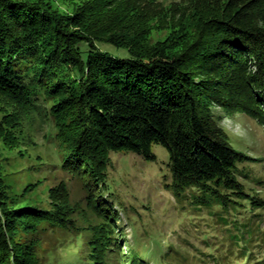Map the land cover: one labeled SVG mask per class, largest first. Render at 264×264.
<instances>
[{"label": "trees", "instance_id": "trees-1", "mask_svg": "<svg viewBox=\"0 0 264 264\" xmlns=\"http://www.w3.org/2000/svg\"><path fill=\"white\" fill-rule=\"evenodd\" d=\"M56 1L0 0V142L15 148L26 123L53 119L67 176L50 209L21 205L8 193L0 155V264H57L60 244L76 255L73 264H150L133 254L116 210L93 191L112 153L154 161L155 145L170 155L177 200L195 212L216 209L221 224L232 219L226 240L238 244L237 258L264 264L252 260L264 230L245 203L257 211L264 201L240 180L250 158L231 146L217 117L247 115L264 126V0L168 8L162 0H63L65 10ZM154 30L167 34L154 42ZM99 44L129 56L112 57ZM72 182L86 196L73 197Z\"/></svg>", "mask_w": 264, "mask_h": 264}, {"label": "rangeland", "instance_id": "rangeland-1", "mask_svg": "<svg viewBox=\"0 0 264 264\" xmlns=\"http://www.w3.org/2000/svg\"><path fill=\"white\" fill-rule=\"evenodd\" d=\"M179 2L181 0H162L166 8ZM56 4L60 9H66L63 0H57ZM166 34L167 30L163 33L154 30L150 38L157 42ZM98 46L115 58L129 56L126 50L112 45ZM217 117L219 126L229 136L231 146L250 158L240 168V180L253 190L251 196L264 201V126L247 115L230 116L219 111ZM36 121L25 124L23 132L18 135L17 147L12 148L0 142V155L4 159L8 193L18 199L21 205L50 209L51 198L56 191L54 189L60 188L67 176L62 171L63 162L54 120L50 119L43 125ZM153 151L156 156L154 161L133 153H112V165L107 178L100 190L93 191L95 196L101 192L116 210L114 216L127 242L133 247V254L143 255L150 264H177V252L184 255L183 264H214L206 263L207 260L213 262L208 256L214 255L222 264L231 251L234 255L229 258V264H251L250 255L237 258L235 250L238 244L226 240L229 234L227 229H232V219L221 224L222 215L211 216L216 213V209L211 211L204 208L201 212H195L189 200H177L169 189L174 182L170 155L161 145H155ZM66 186L73 197L86 196L83 185L72 182ZM245 203L247 212L255 215L254 222L261 224L264 230V208L250 211V200ZM59 248L53 257L56 263L73 264L76 255L70 247L60 244ZM187 253L189 255H185ZM253 254L252 260H264V241L253 250ZM120 263L124 264L125 261Z\"/></svg>", "mask_w": 264, "mask_h": 264}]
</instances>
